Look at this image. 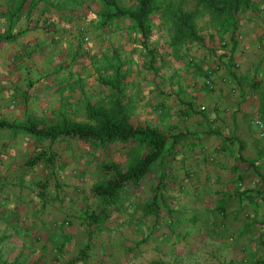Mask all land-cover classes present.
I'll use <instances>...</instances> for the list:
<instances>
[{
  "label": "crops",
  "instance_id": "0c3cea01",
  "mask_svg": "<svg viewBox=\"0 0 264 264\" xmlns=\"http://www.w3.org/2000/svg\"><path fill=\"white\" fill-rule=\"evenodd\" d=\"M31 16L26 15L21 28L12 31L11 35L6 33L2 38L8 40L15 37L22 42L21 45L28 41L33 45L41 42L52 45L55 41H64L62 37L66 35L72 38V34L76 32L78 36L79 29L71 31L72 28L67 26L70 30L66 34L64 24L55 23L56 20H34ZM121 18L127 19L113 16L93 34H97L100 41L104 40L108 37L107 29L110 28L112 41H118L120 28L127 26L125 21L122 24ZM51 27H57L58 38L46 32ZM245 30H240L238 40L227 42L226 55L221 53L224 50L217 37H211L210 43L208 39L203 40V45L210 46L207 59L203 61L195 56L194 62L198 64L193 61L191 63L195 67L193 69L198 70L196 66H200V75L194 73L193 78L187 81L175 75L176 72L173 74L167 70L157 74L134 70L130 73L131 77L124 78L129 76L126 69L66 66L59 60L69 59L70 55L56 52L55 49L46 56L17 55L14 48V53L10 50L7 55L1 54L2 58L6 56L9 65L5 68L0 65V81L3 84L0 89V116H4L0 119L22 125L60 123L64 120L88 122L90 120L73 118L66 110L79 105L86 109L85 112H102L97 107L111 104L119 112L120 105L125 100L133 99L134 116L128 117L119 112L117 118L124 117L134 123H148L134 118L135 106L136 110L142 108L140 114L147 121L148 118L151 119L153 109H157L162 113L161 117L168 120L174 115L177 118L180 114L181 118L193 125L190 136L199 137V145L194 147L198 150L199 157L194 161L191 173L196 175L198 167L208 161L206 169L208 173L215 174L217 180L212 184L214 193L208 197L194 198L191 203L195 209L192 210L199 216L198 222H206L204 229L197 231V236L195 232L190 234L191 227L188 223L186 229L183 226V214L176 221L182 225L177 231L169 227L175 217L168 214L164 219L167 227L160 229V224L155 221L156 214H159L158 202V209L154 210L151 206L154 198L150 199V195H138L142 180L138 184L129 183L134 187L128 190L134 194L127 196L128 203L122 201L125 195H120L109 203L106 198L92 195L90 189L94 183L88 185L83 182L65 164L76 155L89 156L93 148L102 152L107 144L98 145L68 136L50 140L30 133L23 127H0V133L4 132L8 139L16 141L23 138L24 141L27 140V146L32 145L30 142L34 137L46 140L48 149L38 150V146L35 151L28 148V153L34 156L38 150L50 155L52 160H40L50 164L51 171L54 169L59 176L58 189L62 196L49 206L43 205L44 217L36 218L37 225L33 223L31 227L35 230V235L43 238L41 254L45 248L48 252L43 257L39 253L37 264H64L75 259L88 241L90 243L86 252L69 264H264V139L259 135L257 126L256 129L251 127L256 118L264 122V45H260V48L263 47L261 52L253 53L252 49L257 42L253 38L247 40V36H243ZM87 33L83 31L82 36L78 37L86 41L92 39V34ZM255 34L257 35L256 32ZM38 59L55 62L42 65V61L39 62ZM35 60L42 66H36ZM11 63L18 67H12ZM205 75L209 76L213 87L201 82ZM135 82L140 83L141 89L138 91L130 90ZM126 86L129 87L127 90ZM182 95L183 101L179 98ZM97 100L109 103L96 105L94 101ZM176 101L181 102L176 104ZM191 105L197 111L191 109ZM204 124L213 125L214 131L210 132L211 129H206ZM0 141L2 145V140ZM120 143L121 141L112 143L116 145L113 152L119 151L122 145ZM23 145L25 142L17 146ZM3 147L2 145L0 150ZM9 147L7 156L13 157L19 153L15 150V145L11 144ZM20 147L17 149L20 150ZM239 150L252 164L239 159ZM103 163H97L102 174ZM82 166L86 167L82 171H86V162ZM212 177L208 178L212 180ZM237 188L245 191H237ZM34 210H37L36 207ZM210 213L214 216L211 219ZM218 221L221 224L216 226ZM188 234L195 236L190 242L186 241ZM47 236H57L60 239L55 245L49 244V240L45 244ZM153 248L160 254L155 255L156 258L153 257ZM172 249L176 253L174 259L164 253L165 250L170 252Z\"/></svg>",
  "mask_w": 264,
  "mask_h": 264
},
{
  "label": "rangeland",
  "instance_id": "374dc122",
  "mask_svg": "<svg viewBox=\"0 0 264 264\" xmlns=\"http://www.w3.org/2000/svg\"><path fill=\"white\" fill-rule=\"evenodd\" d=\"M117 3L124 8H133L135 6V0H117ZM43 9H45L44 12L42 11ZM108 10L109 3L107 0H0L1 67L5 68L9 65L7 64L6 56L4 55V58H2L1 54H6L13 48L16 50L15 53L17 55L25 54L27 57H32L35 54H43L46 56L51 50L55 49L54 51L56 52L70 55L69 59L59 60L65 63L64 65L66 66L126 69V74L129 76H124V78L131 77L130 73L134 70H144L142 73L151 71L155 74L167 70L173 74L176 72L175 75L187 81V79L191 80L193 78L194 73H198V76L200 75L198 71L201 69L200 66L194 64L199 69H193L195 67L191 63L192 61L194 62L195 56H199V59L203 61L207 59L210 46L203 45V40L208 39L210 43L211 37H217L219 45L224 50L221 53L227 54V42L231 40L230 35L233 27L231 22L232 17L209 10L200 0H155L153 13L150 18L151 28L145 43L147 45L146 48L143 44L142 34L139 29L130 20L122 18V24L126 22L127 26L120 28L121 35L118 41H112L110 28L107 29L109 32L108 37L100 41L97 34L93 33L105 25L107 20H104V13ZM180 11H189L192 13L190 22L195 26L197 36H186V30L177 22ZM26 15H32L31 17L34 20H45L44 22L56 20L55 23L65 25L66 28L63 30L66 31V34L71 27V31L79 29V37L85 31L86 33L89 32L92 34V39L88 41L83 40L77 36L76 32H72L74 33L72 34V38L66 35L62 37L64 41H55L52 45L51 43L48 44L45 42L33 45L29 41L21 45L22 42L15 37V39L4 40L2 37L6 33L11 35L12 31L21 28L22 23H25ZM233 19L236 21L234 40L240 38V30L246 29V33L243 36H247V40L253 38L257 42L253 49L250 47V50L252 49L253 53L256 51L261 52V48L263 49V47L260 48V45H264V0H251L250 6L238 9ZM57 31V27L46 29V32L50 36H55L56 38L59 37ZM89 33L87 34L89 35ZM199 48L202 57L198 55ZM15 50H12V53ZM38 60L34 62L36 66H42L43 63L49 65L55 62L53 60L43 61L42 59L39 60V62L42 61V65H40L37 64ZM194 63L198 64L196 61ZM11 64L12 67H18L15 63ZM135 77L132 78L135 79ZM137 78L142 77L137 76ZM206 78H209V76H203L201 82L207 85L205 82ZM163 83L162 80V86H164ZM1 84L2 82L0 81V89L3 86ZM211 87H213V84ZM128 88L126 86V90ZM139 89H141L140 83L137 82L130 87V90L138 91ZM182 97L184 98V95L179 98L182 99ZM132 100L127 99L120 105V114L128 117L130 115L134 116ZM181 101H176V104H179ZM94 102L96 105H99L107 101L102 102L101 100H97ZM140 103L142 104V102ZM93 106L95 107L94 104ZM97 109L106 111L114 118H117V113H119L111 104L97 107ZM191 109H194L192 105ZM85 110L84 107L78 105L69 107L66 113L72 114L73 118L79 120H90L87 123L91 124L99 121L97 116L87 111L85 112ZM194 110L197 111V108ZM141 112L142 108L136 110L135 106L134 118L136 120L148 122L167 133H177L186 130L188 134L172 149L170 154L153 167L149 175L142 179L138 187V195H150V199H153L155 197L154 193L156 192L155 201L158 202L159 214H156L155 221L158 225L160 224V229L167 227V222L164 219L165 215L168 214L170 217H175L169 227L173 231H177V228H181L182 225H179L176 221L183 214L185 215L182 217L183 226L186 229L188 223L191 227L190 234L195 232L197 236V231L203 230L206 222H198L197 218L199 216L197 217L196 213L192 210L194 207L191 206V203L194 201V198L197 199L200 196L208 197L211 193H214L212 184L217 182L216 177H214L215 174L208 173V169H206V165L209 164L208 161L204 162V164L202 163L201 167H198V172L195 170L197 172L196 175L194 172L193 174L191 173V167H194V161L199 157L198 150L196 151V148H194L199 145L197 141L199 137L190 136L193 125L185 121V118H181L180 114L179 117L176 118L174 115L172 119L170 117L168 120L161 117L160 114L162 113L157 111V109H153L152 115H150L151 119L148 118L149 121H147V118H143L144 116L140 114ZM205 125L204 127L206 129H211L210 132L214 131L212 129L214 128L213 125ZM251 127L256 129V124H253ZM7 137L4 132L2 134L0 133V140H2V145L4 146L0 150V163H4L0 164V264H37L39 253L43 257L48 252L45 250L47 248H45L41 254L40 245L42 246L43 238L35 235V230H32L31 227L33 223L37 225L36 218L38 219L40 216L44 217L45 210L43 205L49 206L56 198L62 196L59 194L58 189L60 187V180L54 169L51 171L52 167L46 161L40 159L35 161L30 160L32 156L29 155L28 148L34 149L35 151V147L38 148L39 146L38 150H46L48 149V142L46 140L34 137L31 139V142L29 141L32 145L27 146L28 142L27 140L24 141L23 138H18L16 141H13ZM262 138L264 139V136ZM24 142L25 145L23 147L17 146ZM11 144L16 146L15 150L17 152L19 151L13 157L7 156V151L10 150L9 146ZM36 144L37 146H35ZM120 144L122 145H120L119 151L116 153L113 152V148L116 145L110 143L104 147L102 152L99 150L96 151L93 148V152L89 156L76 155L72 158V161L67 160L65 164L71 167V173L73 175L78 174V177L80 176L83 182H86L88 185L90 183H96L103 177L97 163L113 160L121 168H124L144 152L143 147L136 141L131 140L121 142ZM187 144H189V147H187ZM19 147L20 150L17 149ZM38 150H36V153ZM85 162L88 168L86 171H82L86 168L82 166ZM72 167L74 168L73 170ZM209 176H213V179L208 178ZM130 187L133 188L134 186L128 184L118 194V196L125 195L122 197V201L125 203H128L129 200L127 196L134 194L128 190ZM242 189L237 188L236 190L245 191V189ZM135 195L137 194L135 193ZM35 207L37 210H34ZM209 216L210 219L214 217L211 213ZM193 222L195 225H192ZM218 224H221V221H218L216 226ZM190 234L187 236L188 240L186 241L188 242L195 237L189 236ZM59 239L60 237L57 236L53 238L47 236L44 243L46 244V241L49 240V244L55 245ZM173 249L170 252L168 250H165V252L164 250L162 251L165 255L173 256L174 259L176 253ZM155 255L160 254L157 249L153 248V257ZM158 257L160 258V256ZM46 264L48 263L46 262Z\"/></svg>",
  "mask_w": 264,
  "mask_h": 264
},
{
  "label": "trees",
  "instance_id": "16d2710c",
  "mask_svg": "<svg viewBox=\"0 0 264 264\" xmlns=\"http://www.w3.org/2000/svg\"><path fill=\"white\" fill-rule=\"evenodd\" d=\"M107 1L109 3V10L104 13L105 20L113 16L125 17L130 20L141 32L143 44L146 48L147 45L145 43L151 28L150 18L153 13L155 0H135V6L133 8L121 7L118 5L117 0ZM200 2L205 4L209 10L232 17L231 22L233 27L230 35L231 40H234V30L236 29V21L233 17L238 9L250 6L251 4V0H200ZM191 16L192 13L189 11H180L177 22L186 30V36L195 37L197 36V31L195 26L190 22ZM91 113L93 115L98 114L99 121L95 124L64 120L60 123L22 125L14 121L0 119V127H23L30 131V133L47 137L50 140L61 136H68L81 141L93 142L98 145L110 144L115 141H136L143 147V154L124 168H121L113 160L104 162L102 164L103 177L94 183L90 189L92 195L102 199L106 198L109 203L118 197L122 188L126 187L129 183H140L145 176L150 174L153 167L170 154L172 149L188 134L187 131L167 133L149 123H134L124 117L114 119L106 111L93 110ZM238 157L240 160H246L252 164V161L248 158L246 159L240 153V150ZM51 158L44 151H40L32 156L30 160H52ZM255 169L257 171L256 167ZM155 194L156 192L154 193L156 197ZM155 197L151 205L154 210L158 209ZM87 248L88 244L85 243L77 257L64 264H69L76 260V258H80L86 252Z\"/></svg>",
  "mask_w": 264,
  "mask_h": 264
},
{
  "label": "built area",
  "instance_id": "2783aa9c",
  "mask_svg": "<svg viewBox=\"0 0 264 264\" xmlns=\"http://www.w3.org/2000/svg\"><path fill=\"white\" fill-rule=\"evenodd\" d=\"M205 82L207 83L208 86H212L211 80L209 78H206ZM254 122H255L256 126L258 127L259 135L264 136V122L258 118H256L254 120Z\"/></svg>",
  "mask_w": 264,
  "mask_h": 264
}]
</instances>
